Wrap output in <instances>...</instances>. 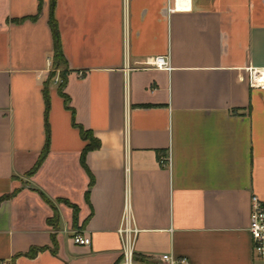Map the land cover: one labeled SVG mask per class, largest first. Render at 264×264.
<instances>
[{"label":"crops","instance_id":"crops-1","mask_svg":"<svg viewBox=\"0 0 264 264\" xmlns=\"http://www.w3.org/2000/svg\"><path fill=\"white\" fill-rule=\"evenodd\" d=\"M52 14L64 61L49 79ZM160 55L168 68L147 64ZM254 68L264 0H0V197L17 191L0 203V263L125 264L128 202L134 264H264L249 230L264 201Z\"/></svg>","mask_w":264,"mask_h":264},{"label":"built area","instance_id":"built-area-1","mask_svg":"<svg viewBox=\"0 0 264 264\" xmlns=\"http://www.w3.org/2000/svg\"><path fill=\"white\" fill-rule=\"evenodd\" d=\"M147 64L156 68H168V60L165 56H154L147 60ZM56 81H59V77H56ZM251 84L253 87L264 86V68H254L251 70ZM130 205L127 202L125 205V216L123 226L119 229V232L123 238L124 246V261L125 264H134V251H133V237L138 233V230L132 225L129 218ZM249 230L252 235L253 241V254L256 258H264V201H262L257 195L252 197V210L250 216ZM73 241L77 245L88 246L91 244V237L83 231L73 232ZM161 260L166 264H177L179 262H185L173 258L171 255H162ZM4 264V263H2Z\"/></svg>","mask_w":264,"mask_h":264},{"label":"trees","instance_id":"trees-1","mask_svg":"<svg viewBox=\"0 0 264 264\" xmlns=\"http://www.w3.org/2000/svg\"><path fill=\"white\" fill-rule=\"evenodd\" d=\"M52 2L54 3V0H52ZM50 24H51V28H52V32H53V36H54V40H55V47H54V56H53V67L55 69H58L61 67V63L64 61V55H63V51H62V47H61V44H60V35H59V31H58V25H57V22L56 20L54 19V16L53 14L51 15V18H50ZM55 76V72H51L50 75H49V79H52L53 77ZM60 78H61V82H60V87H59V90H60V93L62 95L63 98H65V100L67 101V97L66 95L63 93V88L65 86V82H66V71L62 72L61 75H60ZM45 93H46V88H45ZM47 95V94H46ZM46 102L48 104V97H46ZM73 124L75 126H78L79 125L74 121ZM48 127V126H47ZM86 136V135H85ZM49 150V136L47 135V142H46V145H45V148L44 150L42 151L41 155L39 156V159L37 160L36 164L33 166V168L27 172V176H32L34 175L38 169L41 167L43 161L45 160L46 158V155H47V152ZM91 182H93V177L91 176ZM17 191L13 192L11 195H4L2 197H0V203L5 200V199H8L10 198L11 196H13L14 194H16ZM40 194L42 195V197L45 199V201L47 203H49L51 205V207L55 210V215H54V218H52L50 220L51 224L54 226V227H57V222H58V212L55 208V205L54 203L49 200L41 191H39ZM81 230V229H80ZM45 247H32L27 253H25L27 256H30V257H34L39 251L41 250H44ZM18 255H16L14 258H13V261L11 264H14V260L15 258L17 257ZM134 262L136 263H146V259L143 258V257H134Z\"/></svg>","mask_w":264,"mask_h":264},{"label":"rangeland","instance_id":"rangeland-1","mask_svg":"<svg viewBox=\"0 0 264 264\" xmlns=\"http://www.w3.org/2000/svg\"><path fill=\"white\" fill-rule=\"evenodd\" d=\"M108 18V17H107ZM107 18H105L104 20H106ZM75 44V43H74ZM73 44V45H74ZM58 74H60L59 72H57V69H55V75H58ZM56 79V78H55ZM59 82H61V78H59ZM22 183H24V182H22ZM74 231H80V228H76ZM0 264H2V263H0Z\"/></svg>","mask_w":264,"mask_h":264}]
</instances>
